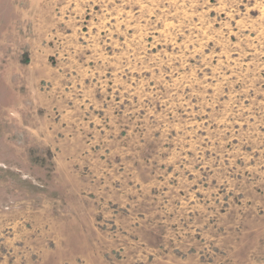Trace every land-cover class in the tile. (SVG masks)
<instances>
[{
    "label": "rangeland",
    "instance_id": "374dc122",
    "mask_svg": "<svg viewBox=\"0 0 264 264\" xmlns=\"http://www.w3.org/2000/svg\"><path fill=\"white\" fill-rule=\"evenodd\" d=\"M0 264H264V0H0Z\"/></svg>",
    "mask_w": 264,
    "mask_h": 264
}]
</instances>
